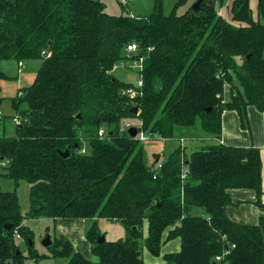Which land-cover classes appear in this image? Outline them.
Returning <instances> with one entry per match:
<instances>
[{
    "label": "trees",
    "instance_id": "obj_1",
    "mask_svg": "<svg viewBox=\"0 0 264 264\" xmlns=\"http://www.w3.org/2000/svg\"><path fill=\"white\" fill-rule=\"evenodd\" d=\"M188 1L176 0L167 14L163 0H155L148 14L134 15L109 14L103 0H0V80L17 78L6 63L41 60L32 83L10 98L15 115L5 118L20 123L0 136L3 176L14 182L13 190L0 189V264L45 257L153 264L144 250L159 256L175 238L180 248L163 253V264H264L259 149L219 141L224 110H235L242 127L248 106L264 112V0H257L256 18L249 0H232L230 20L220 14L226 0H200L178 14ZM130 43L137 45L133 52L126 51ZM139 59L141 86L113 75L114 67L131 69ZM133 120L135 136L123 126ZM196 123L216 141L189 155L178 145L159 167L158 156L144 161L140 130L170 138ZM20 181L29 184L24 212ZM236 188L254 191L256 223L227 216L229 190ZM39 218L89 220L93 259L63 235L51 239L48 254L38 253L25 220ZM99 218L123 224L125 237L97 242Z\"/></svg>",
    "mask_w": 264,
    "mask_h": 264
},
{
    "label": "rangeland",
    "instance_id": "obj_2",
    "mask_svg": "<svg viewBox=\"0 0 264 264\" xmlns=\"http://www.w3.org/2000/svg\"><path fill=\"white\" fill-rule=\"evenodd\" d=\"M105 4V10L109 14H120V13H129V14H137V15H146L150 11H152L155 0H128L127 4H124V7L120 5V0H103ZM122 1V0H121ZM176 0H163L165 13H170L173 9L174 3ZM196 0H189L186 4L179 6L176 10L178 14L184 13L187 9L192 8ZM232 0H226L223 4V17L226 20H230V12L228 6L230 5ZM249 5L252 9V14L256 18L257 11V0H249ZM29 60H24L27 62ZM31 62L28 64L29 68H35V66L40 63V59L30 60ZM28 63V62H27ZM134 63V62H133ZM131 64V62H130ZM132 65V64H131ZM133 65L131 69L123 68L120 65L114 67L112 73L118 79L125 81V82H132L136 81V73L134 71ZM0 111H3L6 115H14L15 111L13 110L12 106L9 104L8 100L5 99L0 103ZM130 123H137L136 121H127ZM133 124V125H137ZM125 123H123V126ZM14 128V125L12 126ZM103 129V128H102ZM13 133V132H12ZM205 135L202 133L198 123H196L191 128H178L176 129L175 134L170 138H161V137H154L152 139H147L141 141L143 144V159L149 165L153 164L155 157L158 156V162H162L167 155L175 149L178 145H182L185 147L186 155H189L191 151L199 149L201 146L206 144L215 142L216 140L211 136H203ZM207 137V138H205ZM81 151L83 153H88L90 151L89 144L86 141H82ZM157 167V165H156ZM4 172V168H0V173ZM14 182L9 179L5 178L0 175V189L1 190H13ZM28 191H29V184L25 181H20L19 185L17 186V194L19 198V203L21 206L22 211H26L28 208ZM193 214H200L201 211L199 208H195L192 212ZM25 222L28 223V226L33 231V248L41 254H48L49 250L47 246L43 244V240L47 235L52 239L54 236L63 235L67 239L72 242V245L75 250H79L81 253L84 252L83 243L81 240H84V233L86 228L88 227L90 221L86 220L85 228L82 231V239L80 237H71L68 233L62 231L57 224H54L51 219L48 218H39V219H27ZM97 226L98 232L101 234L105 240H117L119 238H124L126 235V229L118 221L107 219V218H99L97 219ZM143 231L146 233V227H143ZM73 238V239H72ZM24 240V239H23ZM19 249L22 251L23 254L27 253V244L25 242H18ZM146 251L144 250V257L146 256ZM84 254V253H83ZM154 262H158V258L155 256ZM93 259V257L91 256ZM67 260L62 258H52V257H45L39 259L36 264H66ZM23 264H34V260L30 258H25Z\"/></svg>",
    "mask_w": 264,
    "mask_h": 264
},
{
    "label": "crops",
    "instance_id": "obj_3",
    "mask_svg": "<svg viewBox=\"0 0 264 264\" xmlns=\"http://www.w3.org/2000/svg\"><path fill=\"white\" fill-rule=\"evenodd\" d=\"M220 14L223 16V9L220 10ZM264 56V51H263ZM28 62V63H27ZM21 62V65L15 63H6L5 69L8 70L10 75H17L16 79L0 80V103L5 99L8 100L11 105L10 98L15 96L18 89L21 87L28 86L32 83L36 71L38 70L40 63L35 68H29L28 64L31 61ZM16 77V76H15ZM227 97V92L225 94ZM12 106V105H11ZM13 108V107H12ZM1 110V109H0ZM14 110V109H13ZM0 117V133L12 134L13 132V121L10 117L13 115H6L3 111ZM15 115V114H14ZM247 115V126L242 127L237 112L235 110H224L222 113V130H221V143L233 145V146H254L259 149L261 158V177H262V196L261 200L264 203V112L258 111L253 106H248L246 109ZM206 136V135H203ZM207 138V137H205ZM3 160L0 159V168H4L5 165L1 163ZM5 162V161H4ZM4 173V172H3ZM3 173L0 175L3 176ZM5 177V176H3ZM7 178V177H5ZM232 203L226 206V214L233 221L252 224L256 223L260 214L259 208L253 203L255 198L254 191L245 188H236L229 190ZM235 202V203H234ZM238 202V203H236ZM52 220V219H51ZM54 224H57L62 231L68 233L71 237H80L82 239V231L85 228V219H55L52 220ZM28 225L27 222H25ZM85 237V233H84ZM73 239V238H72ZM18 242H24V240H18ZM84 254L79 250H76L83 254L85 257L90 258V245L86 238L82 239ZM72 243V242H71ZM180 248L179 238L171 239L165 242L161 247V255L165 252L178 251ZM146 256L143 259L148 263H153L154 257L145 252ZM155 256L158 258V262L153 264H163L162 256Z\"/></svg>",
    "mask_w": 264,
    "mask_h": 264
},
{
    "label": "built area",
    "instance_id": "obj_4",
    "mask_svg": "<svg viewBox=\"0 0 264 264\" xmlns=\"http://www.w3.org/2000/svg\"><path fill=\"white\" fill-rule=\"evenodd\" d=\"M122 1H126V0H122ZM137 49V45L135 44V43H130V44H128L127 46H126V51L127 52H133V51H135ZM19 65H21V62H19L18 63ZM132 65H133V67L134 68H139L140 67V59L139 60H137V61H134V63H132ZM137 86H141L142 85V81H141V79L140 78H137L136 79V83H135ZM130 95H134L135 93H136V88H134V87H131V88H128L127 90H126ZM2 116V112L0 111V117ZM12 121H13V123L14 124H19L20 122V119H19V117H14L13 119H12ZM134 123H130V122H126L125 123V127L126 128H130V127H132V126H134L133 125ZM103 133H104V129H99V132H98V134H99V136H102L103 135ZM0 136H1V133H0ZM151 136L148 134V133H145V132H143L142 130H140L139 131V133H138V139L140 140V141H144V140H147V139H152V138H150ZM153 137H156V135L155 136H153ZM220 141V140H219ZM221 142V141H220ZM2 165H6V162H2L1 163ZM160 166V163L159 164H157V167H159ZM15 238L17 239V240H23V238L19 235V233H15ZM216 259L218 260V259H220V256H217L216 257Z\"/></svg>",
    "mask_w": 264,
    "mask_h": 264
},
{
    "label": "water",
    "instance_id": "obj_5",
    "mask_svg": "<svg viewBox=\"0 0 264 264\" xmlns=\"http://www.w3.org/2000/svg\"><path fill=\"white\" fill-rule=\"evenodd\" d=\"M199 3H200V0H196L195 2H194V4L192 5V8L193 9H197L198 7H199ZM134 111H136L137 109H136V107L133 109ZM128 133L131 135V136H135L136 135V128L135 127H130L129 129H128ZM63 156H66L67 154H68V151L67 150H65L64 152H62L61 153ZM6 228H9V226H6ZM105 240V238L101 235V234H97V242H102V241H104ZM51 242H52V240H51V238L49 237V235H47L46 237H45V239L43 240V244L45 245V246H49L50 244H51ZM29 246H32V242H29ZM18 253H20V251H18Z\"/></svg>",
    "mask_w": 264,
    "mask_h": 264
}]
</instances>
